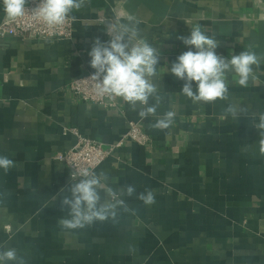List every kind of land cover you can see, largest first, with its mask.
I'll use <instances>...</instances> for the list:
<instances>
[{"label": "crops", "instance_id": "0c3cea01", "mask_svg": "<svg viewBox=\"0 0 264 264\" xmlns=\"http://www.w3.org/2000/svg\"><path fill=\"white\" fill-rule=\"evenodd\" d=\"M113 8L121 23L134 16L160 52L158 115L176 113L166 130L150 128L156 117L141 118L119 98L110 109L64 89L94 72L88 53L96 38L109 39ZM4 15L0 0V22ZM72 15L69 39L0 38V155L16 162L6 174L0 169V246L15 248L24 264H264V156L254 126L264 113V61L248 87L229 73L228 99L214 103H194L167 71L189 50L177 37L197 24L219 42V55L264 56V0H88ZM229 105L245 111L234 117ZM130 121L143 126L148 145L125 140L94 171L118 193L135 186L132 197L118 196L135 214L120 207L118 223L61 228L62 196L73 181L53 155L76 141L63 127L107 146ZM145 189L155 204L137 198Z\"/></svg>", "mask_w": 264, "mask_h": 264}, {"label": "clouds", "instance_id": "9594fccd", "mask_svg": "<svg viewBox=\"0 0 264 264\" xmlns=\"http://www.w3.org/2000/svg\"><path fill=\"white\" fill-rule=\"evenodd\" d=\"M88 0H39V3L29 10V0H2L5 16L10 21H16L31 16L32 21L45 25L56 31L71 20H75L73 11H78ZM127 22H107V41L96 38L88 55L90 67L94 72L87 78L94 84L97 96L108 100L121 99L138 109L141 118L156 117L149 127L155 130H166L172 126L176 113L166 111L158 115V108L163 98L158 94L156 84L157 66L160 59L159 50L141 35L139 21L132 15L126 17ZM189 50L180 54L171 64L170 71L177 80H183L182 93L194 103H214L217 100H227L229 82L227 75L235 74V82L241 87H248L250 79H255L254 66L259 68L264 56H258L251 49L226 58L219 55L216 49L219 42L206 34L199 24L191 26L190 35L179 36ZM195 82V87H193ZM154 98L155 103H150ZM245 111L234 105H229L225 112L232 116ZM260 130L259 152L264 156V113L258 114V123L254 125ZM16 166V162L5 155H0V169L5 174ZM77 177L79 179L77 180ZM71 183L67 189L70 195H63L61 208H67V217L59 221L61 228L66 230L83 229L96 222L111 220L118 223V209L125 212L130 209L119 195L132 197L136 193L134 185H125L119 193L103 181L107 177L94 170L81 168L71 172ZM62 189L61 192H65ZM101 192L105 196H101ZM137 198L145 206L156 203L155 192L145 189ZM134 250V249H133ZM24 264L22 257L12 247L0 246V264Z\"/></svg>", "mask_w": 264, "mask_h": 264}, {"label": "built area", "instance_id": "2783aa9c", "mask_svg": "<svg viewBox=\"0 0 264 264\" xmlns=\"http://www.w3.org/2000/svg\"><path fill=\"white\" fill-rule=\"evenodd\" d=\"M39 0H29L27 7L29 10L34 8ZM113 16L109 22H119L122 17V11L119 8H113ZM104 19L99 18L102 22ZM73 33V20L69 21L63 29L56 31L48 29L40 22L32 21L30 14L16 21H10L4 15L0 22V38L8 35L19 37L21 39H44L58 40L69 39ZM93 72L83 74L70 81L65 90L70 91L74 96L84 102L96 103L110 109H118V99L108 100L107 97H99L94 91V84L87 80ZM63 133L72 132L76 136L75 143L64 151L54 153L53 158L62 163L67 169V175L70 181L71 172L81 168L95 170L107 157L111 156L115 150L122 146L125 140H131L140 145H148L150 136L143 129L139 122L130 121L128 130L120 137V139L107 146H103L96 140L80 135L75 129L63 127ZM79 177H77V180Z\"/></svg>", "mask_w": 264, "mask_h": 264}]
</instances>
